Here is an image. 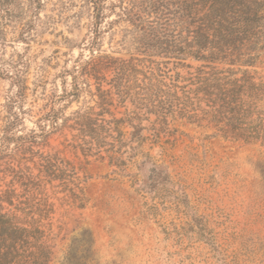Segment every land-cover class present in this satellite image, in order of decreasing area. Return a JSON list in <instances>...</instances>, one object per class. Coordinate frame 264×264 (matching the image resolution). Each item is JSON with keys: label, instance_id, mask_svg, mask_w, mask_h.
<instances>
[{"label": "rangeland", "instance_id": "1", "mask_svg": "<svg viewBox=\"0 0 264 264\" xmlns=\"http://www.w3.org/2000/svg\"><path fill=\"white\" fill-rule=\"evenodd\" d=\"M42 1L39 20L35 4L26 0H17L10 16L0 7V137L11 125L14 136L33 132L34 152L58 154L76 170L80 190L69 188L81 206L71 192L55 187L58 181L46 185L54 210L53 262L87 229L97 264H264V142L223 138L206 122L177 117L161 128L144 109L115 101L112 117L125 120L122 135L112 125L100 153L84 155L76 130L62 128L61 121L93 105L82 81L78 98L64 96L78 58L87 57L81 47L90 36V15L76 6L79 0ZM30 23L27 45L18 34ZM101 40L110 50V34ZM248 69L264 82V48ZM15 76L23 79V93ZM135 113L139 120L128 125ZM132 126L140 144L131 139ZM41 128L49 131L45 138ZM107 149L117 151L115 159Z\"/></svg>", "mask_w": 264, "mask_h": 264}, {"label": "trees", "instance_id": "2", "mask_svg": "<svg viewBox=\"0 0 264 264\" xmlns=\"http://www.w3.org/2000/svg\"><path fill=\"white\" fill-rule=\"evenodd\" d=\"M26 1L35 4L32 13L39 20L36 13L44 2ZM16 3L0 0V7L10 16ZM76 6L88 10L91 32L81 47L87 57L78 58L64 96L78 98L82 81L93 105L64 117L61 126L76 130L84 155L93 149L100 153L112 137V125L122 135L119 125L125 120L112 117L115 101H129L137 112L144 109L161 128L177 117L206 122L223 138L264 142V82L248 69L264 48V0H79ZM31 27H19L18 39L27 45ZM104 33L110 34L108 51L102 48ZM12 80L23 93V79ZM139 118L130 116L128 125ZM11 126L0 137V264H97L87 229L73 236L53 262L54 210L46 185L58 181L55 187L71 192L81 206L82 198L69 188L79 189L77 173L58 154L34 152L35 133L14 136L8 133ZM132 127L131 139L140 144L138 128ZM48 132L41 128L39 135L45 138ZM105 152L115 159L116 150Z\"/></svg>", "mask_w": 264, "mask_h": 264}]
</instances>
